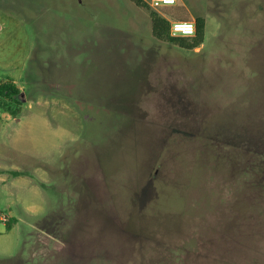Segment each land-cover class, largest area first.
<instances>
[{
    "label": "rangeland",
    "instance_id": "1",
    "mask_svg": "<svg viewBox=\"0 0 264 264\" xmlns=\"http://www.w3.org/2000/svg\"><path fill=\"white\" fill-rule=\"evenodd\" d=\"M152 8L0 0V264H264V0Z\"/></svg>",
    "mask_w": 264,
    "mask_h": 264
},
{
    "label": "trees",
    "instance_id": "2",
    "mask_svg": "<svg viewBox=\"0 0 264 264\" xmlns=\"http://www.w3.org/2000/svg\"><path fill=\"white\" fill-rule=\"evenodd\" d=\"M137 7L148 11L152 23V35L155 39L177 46L187 51H193L205 42L206 37V19L196 17V34L193 37H172L170 34V20L161 13L154 10L145 0H129ZM168 14L170 13L167 11ZM178 21L188 22L190 19L185 15H175ZM22 91L13 83H0V100L5 98L12 102L20 104ZM16 112H19L17 109ZM10 229V227H9Z\"/></svg>",
    "mask_w": 264,
    "mask_h": 264
},
{
    "label": "built area",
    "instance_id": "3",
    "mask_svg": "<svg viewBox=\"0 0 264 264\" xmlns=\"http://www.w3.org/2000/svg\"><path fill=\"white\" fill-rule=\"evenodd\" d=\"M178 0H151L154 8L175 6ZM172 37H193L196 34V24L192 22L170 21Z\"/></svg>",
    "mask_w": 264,
    "mask_h": 264
}]
</instances>
